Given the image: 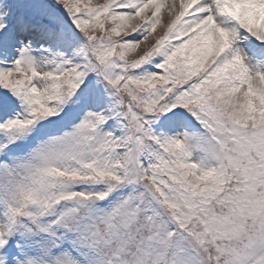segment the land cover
Segmentation results:
<instances>
[{
	"label": "snow or ice",
	"instance_id": "obj_1",
	"mask_svg": "<svg viewBox=\"0 0 264 264\" xmlns=\"http://www.w3.org/2000/svg\"><path fill=\"white\" fill-rule=\"evenodd\" d=\"M0 264H264V0H0Z\"/></svg>",
	"mask_w": 264,
	"mask_h": 264
}]
</instances>
